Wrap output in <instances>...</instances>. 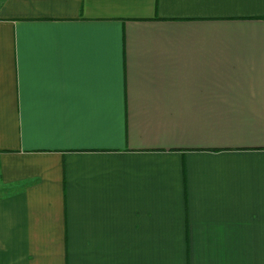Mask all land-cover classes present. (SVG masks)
<instances>
[{
  "label": "crops",
  "instance_id": "obj_1",
  "mask_svg": "<svg viewBox=\"0 0 264 264\" xmlns=\"http://www.w3.org/2000/svg\"><path fill=\"white\" fill-rule=\"evenodd\" d=\"M0 264H264V0H0Z\"/></svg>",
  "mask_w": 264,
  "mask_h": 264
}]
</instances>
